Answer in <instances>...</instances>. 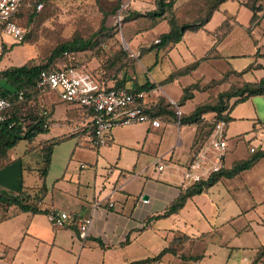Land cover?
Masks as SVG:
<instances>
[{
    "label": "crops",
    "instance_id": "obj_1",
    "mask_svg": "<svg viewBox=\"0 0 264 264\" xmlns=\"http://www.w3.org/2000/svg\"><path fill=\"white\" fill-rule=\"evenodd\" d=\"M225 3L201 30L186 31L182 40L166 51L148 50L157 38H151L149 46L139 41L133 63L136 76L130 77L123 70L108 78L106 85L133 90L136 85L154 84L156 89L146 97L150 101L152 96L158 97L159 86L183 81L173 94L178 102L183 90L196 84L202 90H195L180 107L183 115H189L205 102V86L225 74L231 72L228 87L264 77V9L257 13L261 18L249 32L251 10L237 2L228 9ZM130 4L131 10L139 11L137 1ZM193 5L188 2L183 7L184 15L195 14ZM180 6L177 0L175 9ZM153 9L154 0L148 11ZM141 19L150 22L146 31L141 29L145 35L159 26L163 32L156 37L168 32L164 19ZM225 22L232 27L223 39L209 34ZM131 34H126L128 42L134 40ZM12 45L0 31V55ZM151 54L154 62L138 67L139 60ZM162 62L170 63V71L155 80L149 76L150 70ZM245 70L242 77L232 73ZM248 76L253 79L248 80ZM0 88L13 92L4 81H0ZM197 96L199 99L183 110ZM227 117L223 171L264 151V95L235 104L230 101ZM157 120L159 127L147 123L116 127L108 144L93 150L77 146L83 135L77 129L84 123L76 110L67 104L56 105L47 133L33 144L22 141L7 152L9 162L0 168V191L17 195L22 184L28 192H37L41 181L37 171L24 170L26 152L39 142H53L42 205L53 213L69 214L75 222L54 228L47 214L22 213L14 206L0 205V264H251L264 246V159L234 177H221L203 193L187 199L177 213L162 217L184 191V166L200 125H181L172 116ZM54 123L60 125L51 128ZM157 159L165 166L162 172L155 166ZM140 196L148 202L142 203ZM93 202L97 207L89 235L81 241L77 221L90 215ZM110 202L113 207H109ZM257 264H264V257Z\"/></svg>",
    "mask_w": 264,
    "mask_h": 264
},
{
    "label": "trees",
    "instance_id": "obj_2",
    "mask_svg": "<svg viewBox=\"0 0 264 264\" xmlns=\"http://www.w3.org/2000/svg\"><path fill=\"white\" fill-rule=\"evenodd\" d=\"M29 1L30 0L23 1V6L21 7L19 14L14 18L16 23L20 26H22V17L26 14L25 11L28 10L26 4L29 3ZM176 1L177 0H154V9L146 12L133 11L129 8L123 16L122 21L125 24H129L141 18L149 20H166L169 28L168 32L159 35L155 40V43L148 48L149 51H166L179 43L186 31L197 32L201 30L210 20L212 14L218 10L223 3L234 2L233 0H191L197 3L198 9L194 12L195 16L192 21L185 23L178 15L177 9L174 7ZM255 1L260 3L262 0ZM243 5L249 8L252 12L250 27L248 28V31L250 32V29L257 25L261 18L257 13L262 11V7L260 4ZM231 27L230 23L225 22L209 34L217 40H221L229 33ZM94 46L95 43L93 37L88 39L77 37L55 47L44 63H33L31 65L25 63L21 66H10L0 70V81H4L8 87L13 89V92H11L0 88V96L7 99L11 104V108L8 111L10 115L9 118L0 123V168L4 167L9 162L7 152L10 149L14 148L22 141L27 142L28 144H33L39 135L47 133L50 127V119L54 107L58 104H65L51 95L42 94L36 89V83L39 79L40 73L48 70L50 67H55L58 64H81L77 60L78 55L82 52L90 51ZM68 56L73 57L74 60H69ZM137 57L138 56L133 54L130 55L131 60L137 59ZM191 68H194V66ZM245 72L246 70L242 72L232 71V73H235L238 77H242ZM230 74L231 72L225 74L220 80L210 82L205 86V90H208L214 85L226 82ZM95 75L100 79V82L106 86V81L102 80L97 74ZM112 89L125 91L132 90L125 88L124 86H114ZM154 89H156V86L147 82L143 85H136L133 90L149 93ZM195 90L199 91L202 89L196 84L186 87L183 90L180 100L175 102V106L166 99L159 97L153 103L149 104L146 112L152 119H159L162 116H172L178 124L181 125H200L202 118L206 115H214L218 120H223L228 124L229 118L227 117V111L229 110L230 101L234 100L235 104L252 96L264 95V77L251 83L238 82L232 84L226 91L220 92L213 101L212 99L205 101L197 106L189 115H183L180 112V107L185 101L192 98ZM19 93H22V100L19 99ZM176 108L180 112L179 115H177ZM75 110L77 115L81 117L82 122H87L93 117V113L84 108ZM58 141L59 140H56L55 142ZM53 146V142L42 141L33 145L28 152H26L27 158L24 160V170L27 172L37 171L41 181V185L37 192H28L23 188L22 184L20 185L17 195H8L0 191V205L7 207L14 206L22 213H42L47 215L52 213L43 208L42 201L47 192L45 178ZM260 159H264V151L253 153L248 159L234 164L229 171L222 170L218 174L209 177L206 181L189 186L169 205L162 217L177 213L185 205L187 199L203 193L209 187L214 185L221 177H234L239 173L250 169ZM77 232H79V227ZM164 252H166V250L163 251V253ZM262 257H264V246L251 264H257Z\"/></svg>",
    "mask_w": 264,
    "mask_h": 264
},
{
    "label": "built area",
    "instance_id": "obj_3",
    "mask_svg": "<svg viewBox=\"0 0 264 264\" xmlns=\"http://www.w3.org/2000/svg\"><path fill=\"white\" fill-rule=\"evenodd\" d=\"M24 0H0V31L8 36L13 44H21L24 41L26 30L18 25L14 18L19 14ZM43 3H36V11L43 9ZM26 7H30L27 3ZM119 20V18H118ZM158 42V41H156ZM69 60L74 58L68 56ZM36 89L42 94L51 95L61 102L72 106L74 109L84 108L93 113V117L77 129L82 136L78 138L77 146L98 150L108 144L111 130L116 127L128 126L139 123H147L152 127H159L160 122L152 119L147 114L149 104L154 101H146L149 93L134 90H114L103 85L100 79L85 64H58L40 73L36 83ZM22 100V93H19ZM170 102V101H169ZM175 106L174 103L170 102ZM10 102L0 96V123L9 118ZM177 115L180 114L176 108ZM227 123L218 120L214 115L203 117L200 131L195 140L191 157L184 166L181 189L206 181L209 177L218 174L225 167V157L228 147L226 136ZM253 150H251L252 152ZM158 172L165 169L160 159L155 161ZM142 203H147L143 196L139 197ZM112 202L109 207H113ZM96 203L90 205V215L81 219L78 237L85 241L89 235L90 226ZM49 221L54 228H62L72 225L75 221L67 213H50Z\"/></svg>",
    "mask_w": 264,
    "mask_h": 264
},
{
    "label": "rangeland",
    "instance_id": "obj_4",
    "mask_svg": "<svg viewBox=\"0 0 264 264\" xmlns=\"http://www.w3.org/2000/svg\"><path fill=\"white\" fill-rule=\"evenodd\" d=\"M131 1L30 0V7L27 8L28 10L25 11L26 14L23 15L21 20V25L26 30L24 41L21 44H13L8 51L3 50L0 58V70L9 66H21L25 63L29 65L44 63L50 52L58 45L77 37L84 39L93 37L95 46L90 51L82 52L78 55L77 60L81 64L87 65L89 70L100 76L104 81L123 70L130 77L136 76L133 63L137 59L131 60L130 55H138V50L135 46L139 41L141 44L145 42V45L149 46L151 43L149 40L157 38L156 36L163 32V27L154 28L145 35L143 32L146 31V26L150 24L149 21L137 19L130 25L125 24L122 19L126 11L129 10ZM134 1L141 3V5H137L141 12H146L153 6V0ZM178 1H181V6L177 9L178 15L185 23L191 22V19L195 16L192 15L193 11L185 15L183 13V7L191 0ZM233 1L242 5L260 4L262 10L264 9V0L260 1V3L255 0ZM37 2H41L44 5L40 12L36 11ZM191 2L194 3L195 10L198 9L197 3L195 1ZM234 6L232 2L224 4V7L228 9L234 8ZM118 17L121 21L118 20ZM141 29H144V31H141ZM128 32H132L131 37L134 40L131 42H128L126 36ZM148 61L154 62L153 54L141 58L138 62V67L146 66ZM128 69L129 71H127ZM169 71L170 63L162 62L161 64L159 63L156 69L150 70L149 76L155 80L163 79ZM252 79L251 76H248V80ZM182 83L183 81L170 86H159L157 88L158 97L152 96L150 101L163 97L175 103L176 99L173 94L178 91ZM228 88L226 82L214 85L206 91L205 101L210 99L213 101L220 92L226 91ZM198 99L197 96L194 102H188L183 110L189 109ZM58 125L60 124L54 123L51 128H55ZM22 144L16 149L17 151L22 149Z\"/></svg>",
    "mask_w": 264,
    "mask_h": 264
}]
</instances>
